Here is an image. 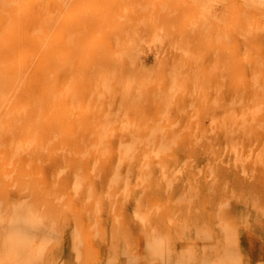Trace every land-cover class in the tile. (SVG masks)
<instances>
[{"label": "rangeland", "instance_id": "obj_1", "mask_svg": "<svg viewBox=\"0 0 264 264\" xmlns=\"http://www.w3.org/2000/svg\"><path fill=\"white\" fill-rule=\"evenodd\" d=\"M0 264H264V0H0Z\"/></svg>", "mask_w": 264, "mask_h": 264}]
</instances>
